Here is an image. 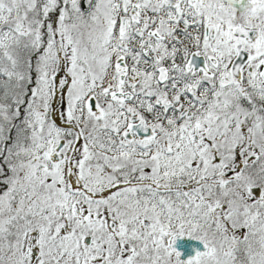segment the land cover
I'll return each mask as SVG.
<instances>
[{
	"label": "snow or ice",
	"instance_id": "1",
	"mask_svg": "<svg viewBox=\"0 0 264 264\" xmlns=\"http://www.w3.org/2000/svg\"><path fill=\"white\" fill-rule=\"evenodd\" d=\"M0 264H264V0H0Z\"/></svg>",
	"mask_w": 264,
	"mask_h": 264
}]
</instances>
